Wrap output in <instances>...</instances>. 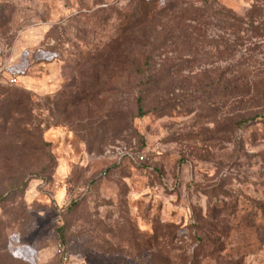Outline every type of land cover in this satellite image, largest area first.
Here are the masks:
<instances>
[{"label":"rangeland","instance_id":"obj_1","mask_svg":"<svg viewBox=\"0 0 264 264\" xmlns=\"http://www.w3.org/2000/svg\"><path fill=\"white\" fill-rule=\"evenodd\" d=\"M185 1L0 0V264H264V104L221 92L218 19L182 43Z\"/></svg>","mask_w":264,"mask_h":264},{"label":"trees","instance_id":"obj_2","mask_svg":"<svg viewBox=\"0 0 264 264\" xmlns=\"http://www.w3.org/2000/svg\"><path fill=\"white\" fill-rule=\"evenodd\" d=\"M140 5L141 18L143 22L148 17L156 16L160 14L166 8H158L155 5V0H138ZM214 2V3H213ZM185 1L183 8H180L175 4V11H172L168 17H179L184 15L186 22L183 23L182 27H177L181 31L184 29L182 35V43L189 44L191 37L195 33L204 35V29L206 31V25L210 18L218 19L220 28L228 30L229 35H236V39L230 41L229 38L220 35V41L218 43L217 53L222 59L230 58L232 61L220 70L219 79L222 80L221 92L223 94H232L238 101L245 98L246 96L252 97L254 101L253 105L264 104V67L259 64H253V55H249L250 48H245L244 43L240 41L242 35H239L241 31L246 30L244 24H248L256 35H262L263 30L260 26L254 25V19L256 15L262 14L258 6L248 8L243 14L236 13L233 9L221 4L219 1ZM169 7L167 9H171ZM179 13V15H176ZM188 20V21H187ZM194 23V24H192ZM153 27V24L150 23ZM143 28V35L145 33ZM113 40V39H111ZM245 48V49H244ZM251 59L250 62L248 58ZM119 55L115 51H108L106 54V60L109 62L119 60ZM136 108L137 114L143 115L145 111L142 106V96L136 97ZM246 115H238L237 122L242 123L252 118ZM2 195H0V199Z\"/></svg>","mask_w":264,"mask_h":264},{"label":"built area","instance_id":"obj_3","mask_svg":"<svg viewBox=\"0 0 264 264\" xmlns=\"http://www.w3.org/2000/svg\"><path fill=\"white\" fill-rule=\"evenodd\" d=\"M8 81H9V82H15V81H16V77H10V78L8 79Z\"/></svg>","mask_w":264,"mask_h":264}]
</instances>
